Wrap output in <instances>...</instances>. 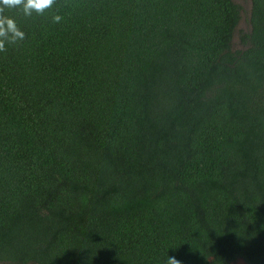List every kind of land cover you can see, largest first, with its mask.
I'll return each mask as SVG.
<instances>
[{"label":"trees","instance_id":"obj_1","mask_svg":"<svg viewBox=\"0 0 264 264\" xmlns=\"http://www.w3.org/2000/svg\"><path fill=\"white\" fill-rule=\"evenodd\" d=\"M6 14L0 264H264V0Z\"/></svg>","mask_w":264,"mask_h":264},{"label":"clouds","instance_id":"obj_2","mask_svg":"<svg viewBox=\"0 0 264 264\" xmlns=\"http://www.w3.org/2000/svg\"><path fill=\"white\" fill-rule=\"evenodd\" d=\"M57 0H0V52H6L7 46L17 45L25 39V33L16 20L6 14V10H19L25 17L33 13L43 15L56 5ZM53 21L59 23L60 15H53ZM167 264H180L174 257H169Z\"/></svg>","mask_w":264,"mask_h":264},{"label":"rangeland","instance_id":"obj_3","mask_svg":"<svg viewBox=\"0 0 264 264\" xmlns=\"http://www.w3.org/2000/svg\"><path fill=\"white\" fill-rule=\"evenodd\" d=\"M237 1H239L245 7V9H247L248 5L250 6V0H237ZM246 18L247 17L243 18L241 21L242 23L241 27L244 29L246 28V26L249 27V25L247 24ZM240 263H242V260L238 259L235 263H232V264H240Z\"/></svg>","mask_w":264,"mask_h":264},{"label":"water","instance_id":"obj_4","mask_svg":"<svg viewBox=\"0 0 264 264\" xmlns=\"http://www.w3.org/2000/svg\"><path fill=\"white\" fill-rule=\"evenodd\" d=\"M240 260H242V259H240ZM242 263H243V260H242Z\"/></svg>","mask_w":264,"mask_h":264}]
</instances>
